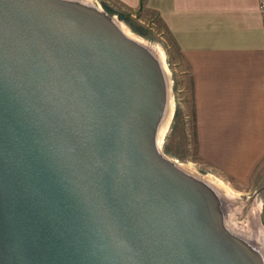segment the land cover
Masks as SVG:
<instances>
[{"label":"water","instance_id":"95a60500","mask_svg":"<svg viewBox=\"0 0 264 264\" xmlns=\"http://www.w3.org/2000/svg\"><path fill=\"white\" fill-rule=\"evenodd\" d=\"M84 0H0V264H264L158 151L159 59Z\"/></svg>","mask_w":264,"mask_h":264},{"label":"crops","instance_id":"0c3cea01","mask_svg":"<svg viewBox=\"0 0 264 264\" xmlns=\"http://www.w3.org/2000/svg\"><path fill=\"white\" fill-rule=\"evenodd\" d=\"M162 38L185 74L200 164L264 198V11L258 0H102Z\"/></svg>","mask_w":264,"mask_h":264},{"label":"rangeland","instance_id":"374dc122","mask_svg":"<svg viewBox=\"0 0 264 264\" xmlns=\"http://www.w3.org/2000/svg\"><path fill=\"white\" fill-rule=\"evenodd\" d=\"M84 1L98 5L108 14L114 15L118 26L125 29L131 39L143 43L159 59L167 93L166 112L157 133L159 153L175 163L185 173L211 185L221 200L226 227L232 233L253 242V245L259 248L264 255V198L252 197L250 192L234 191L226 182L215 176L208 167L199 163L195 154L191 120L188 116H183L181 110V102L188 95L189 85L185 74L175 64L178 56L171 52L168 38L160 37L152 26L140 23L136 15L131 17L125 15L126 20L118 17L117 13L104 8L102 0ZM137 27L141 32L135 30ZM171 105L172 114L166 129L162 132L161 128H164L169 117Z\"/></svg>","mask_w":264,"mask_h":264},{"label":"bare ground","instance_id":"6f19581e","mask_svg":"<svg viewBox=\"0 0 264 264\" xmlns=\"http://www.w3.org/2000/svg\"><path fill=\"white\" fill-rule=\"evenodd\" d=\"M87 2H89V1H87ZM91 3V2H90ZM98 6V5H97ZM115 19V18H114ZM115 21V20H114ZM115 23H116V21H115ZM117 24V23H116ZM117 26H118V24H117ZM118 28H119V30L123 33V34H125L126 36H128L127 34V32L125 31V29H121L119 26H118ZM129 37V36H128ZM130 38V37H129ZM135 41H137V40H135ZM137 42H139V41H137ZM139 43H141V42H139ZM141 44H143V43H141ZM166 105H167V95L165 96V102H164V106H163V111H162V115H161V118H160V121H159V123H158V126H157V130H156V134H155V139H156V143H157V146H158V141H157V133H158V128H159V126H160V123H161V121H162V119H163V117H164V114H165V110H166ZM172 110H173V107H172V105L170 106V109H169V117H168V119H167V121H166V123H165V126H163L164 128H161V130H162V132H164V130L166 129V127H167V125H168V122H169V119H170V116H171V114H172ZM168 116V115H167ZM165 119V118H164ZM161 135H162V133L161 132H159ZM160 138V137H159ZM255 211V210H254ZM253 211V212H254Z\"/></svg>","mask_w":264,"mask_h":264},{"label":"trees","instance_id":"16d2710c","mask_svg":"<svg viewBox=\"0 0 264 264\" xmlns=\"http://www.w3.org/2000/svg\"><path fill=\"white\" fill-rule=\"evenodd\" d=\"M104 6H105L104 8H105L106 10L111 11V10L108 8V6H106L105 4H104ZM117 15H118V17L123 18V19L126 20L125 15H124L123 13L117 12ZM135 30H137V32H141L140 28H138V27L135 28Z\"/></svg>","mask_w":264,"mask_h":264},{"label":"built area","instance_id":"2783aa9c","mask_svg":"<svg viewBox=\"0 0 264 264\" xmlns=\"http://www.w3.org/2000/svg\"><path fill=\"white\" fill-rule=\"evenodd\" d=\"M258 8L264 11V0H258Z\"/></svg>","mask_w":264,"mask_h":264}]
</instances>
